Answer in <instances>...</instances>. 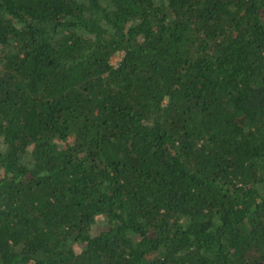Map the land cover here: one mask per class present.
Masks as SVG:
<instances>
[{"label": "trees", "instance_id": "trees-1", "mask_svg": "<svg viewBox=\"0 0 264 264\" xmlns=\"http://www.w3.org/2000/svg\"><path fill=\"white\" fill-rule=\"evenodd\" d=\"M0 264H264V0H0Z\"/></svg>", "mask_w": 264, "mask_h": 264}, {"label": "rangeland", "instance_id": "rangeland-1", "mask_svg": "<svg viewBox=\"0 0 264 264\" xmlns=\"http://www.w3.org/2000/svg\"><path fill=\"white\" fill-rule=\"evenodd\" d=\"M122 56H123V52H120V53H118V54L112 56V58H111V62H112L113 64H116V63L122 58Z\"/></svg>", "mask_w": 264, "mask_h": 264}]
</instances>
